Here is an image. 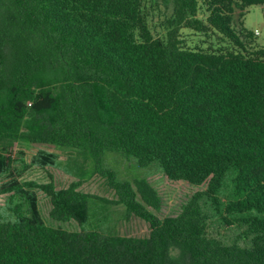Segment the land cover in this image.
Returning <instances> with one entry per match:
<instances>
[{"label":"trees","instance_id":"trees-1","mask_svg":"<svg viewBox=\"0 0 264 264\" xmlns=\"http://www.w3.org/2000/svg\"><path fill=\"white\" fill-rule=\"evenodd\" d=\"M172 16L154 37L145 0H0V142L80 149L105 175L127 214L149 224L146 236L86 228L93 195L72 182L57 188L15 178L0 213V264H264V45L234 27L264 0H168ZM218 35L225 44L185 47L180 29ZM0 152V177L11 174V149ZM171 180L206 184L181 211L163 218L144 178L118 180L101 167L105 151ZM37 150L32 161L56 163ZM50 217L74 220L69 231ZM218 224L213 227L211 218ZM239 228L242 240L228 241Z\"/></svg>","mask_w":264,"mask_h":264},{"label":"rangeland","instance_id":"rangeland-1","mask_svg":"<svg viewBox=\"0 0 264 264\" xmlns=\"http://www.w3.org/2000/svg\"><path fill=\"white\" fill-rule=\"evenodd\" d=\"M200 2L198 17L205 19L207 11ZM144 12L148 20L150 30L154 37H164L168 25V19L172 16V4L168 0H145ZM234 27L240 30L242 25L253 32L258 29L259 34L248 37L247 43L251 47L264 45V19L261 5L255 4L248 7L247 11L240 14L235 9ZM181 44L185 47H206L209 45L219 46L225 44L218 35H205L189 28L180 29ZM3 147L11 149V174L0 177V181L15 178L22 181H34L38 184L52 182L57 188L67 187L76 182L77 189L93 195L91 202L92 219L86 228H94L106 233L126 236H146L149 233V224L142 218L127 214L124 206L116 201V196L106 182L105 175L96 171L92 159L80 149L54 144H39L23 141L4 140L0 142V152L4 153ZM44 149L56 153V163L41 167L32 161L37 150ZM101 167L110 169L115 173L118 180H129L134 186V180L144 178L156 191L159 198L158 206L146 207L157 217L177 215L190 196L205 188L206 184L192 185L185 180H171L155 165L145 167L138 166L133 158L126 157L120 152L105 151L101 159ZM38 206L42 218L48 225H59L69 231H79L81 227L74 220L55 221L50 215L51 208L49 196L37 190ZM9 193H0V213L5 207ZM213 227L218 220L211 218ZM241 229L233 228L228 231L227 240L241 241L239 236Z\"/></svg>","mask_w":264,"mask_h":264},{"label":"built area","instance_id":"built-area-1","mask_svg":"<svg viewBox=\"0 0 264 264\" xmlns=\"http://www.w3.org/2000/svg\"><path fill=\"white\" fill-rule=\"evenodd\" d=\"M253 32H254L255 35H258L259 34L258 29H254Z\"/></svg>","mask_w":264,"mask_h":264}]
</instances>
